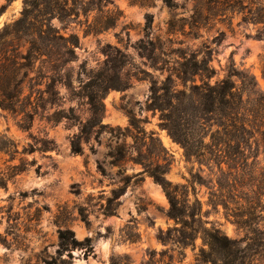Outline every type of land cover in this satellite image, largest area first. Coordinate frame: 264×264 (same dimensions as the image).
I'll list each match as a JSON object with an SVG mask.
<instances>
[{
	"label": "rangeland",
	"instance_id": "1",
	"mask_svg": "<svg viewBox=\"0 0 264 264\" xmlns=\"http://www.w3.org/2000/svg\"><path fill=\"white\" fill-rule=\"evenodd\" d=\"M29 1L0 0V264H264V135L239 131L223 147L231 168L189 160L172 135L212 145L218 129L189 98L205 78L184 70L209 66L211 84L245 83L249 107L264 103V0ZM96 107L101 124L74 153ZM156 170L236 246L211 248L202 231L160 241L182 223ZM67 228L84 244L63 251Z\"/></svg>",
	"mask_w": 264,
	"mask_h": 264
},
{
	"label": "trees",
	"instance_id": "2",
	"mask_svg": "<svg viewBox=\"0 0 264 264\" xmlns=\"http://www.w3.org/2000/svg\"><path fill=\"white\" fill-rule=\"evenodd\" d=\"M169 5L173 4L174 0H165ZM35 1L30 0L27 3H34ZM47 2V1H46ZM52 12L53 9L49 8ZM26 16V10L24 11V17ZM23 17V18H24ZM61 18V17H60ZM62 19V18H61ZM206 64V61H203ZM202 63V64H203ZM180 79L183 82L196 81V76L201 75L203 79V84L197 85L193 84L192 93H190L189 98L193 99L194 95L197 93L199 99L204 105V111L206 115H213L207 120L215 119L217 121L218 129L213 133L212 141L213 144H206L204 139L201 141H195L190 133H180L172 130L173 137L180 142L184 149L186 156L189 160L195 159L200 164L211 163V161L218 162L219 166L222 167L223 163L228 164L231 168V165L235 159L236 152H231L226 148H223L225 145H232L233 141L242 138L239 135L240 132L248 133L251 137H254L257 133L264 135L262 130L261 121L264 118V103L259 101L253 109L249 107L250 100L244 99V94L246 92V84L243 83V86L240 88L237 86L236 82L232 79L224 78L220 81H217L214 85L210 83V79L216 74V70L210 68L206 65L198 66L193 70H184L181 72ZM171 79L167 80V83L160 89L165 90V96L170 98L169 94L171 93ZM194 93V94H193ZM186 96V93H183ZM176 98L181 99V94L178 93L175 95ZM169 104L173 106L172 100L169 99ZM161 109H166L165 105L160 104L158 106ZM94 119L84 123L81 127V135L72 142L73 152L81 153V142L79 138H88L92 134L95 126L100 125L101 121L99 119L100 108L96 107L94 110ZM264 138V136H263ZM51 144L55 145L54 141H51ZM260 140H258V145ZM0 149H2L0 147ZM15 170H20V167L14 166ZM166 172L161 170H156L153 172V176L157 182H159L166 191L167 197L170 202L169 216L175 219L177 222L182 223V227L169 228L166 232L161 230V235L159 240L166 243L168 239L171 238L173 232L181 233L180 244H188L187 241L195 240L200 231H202L204 241L211 248H219L226 252L230 251L232 247L236 246L237 240L230 238L225 234L219 227L213 226L212 228L202 227V218L201 214L203 213V203L199 198H195L192 202L189 198V195L180 198V190L184 189V186L180 184L174 185L169 181L166 176ZM202 177L200 174L194 176V185L200 183ZM195 188V187H194ZM195 190V189H194ZM184 195V194H183ZM120 196H118L119 198ZM226 209H229L228 204L223 202ZM109 213H113L114 208L110 206L108 209ZM240 215H236V218H239ZM242 221H237L241 225ZM74 237V232L70 228L60 231V240L61 248L63 251L68 250L72 245H82L83 242L78 241L76 238L70 240L69 236ZM87 242L89 239L86 240ZM62 255V254H61ZM60 255V256H61ZM205 256V252H203ZM69 258L72 264V253H69ZM56 260L49 262V264H54Z\"/></svg>",
	"mask_w": 264,
	"mask_h": 264
},
{
	"label": "bare ground",
	"instance_id": "3",
	"mask_svg": "<svg viewBox=\"0 0 264 264\" xmlns=\"http://www.w3.org/2000/svg\"><path fill=\"white\" fill-rule=\"evenodd\" d=\"M166 142H170V140L169 139H166Z\"/></svg>",
	"mask_w": 264,
	"mask_h": 264
}]
</instances>
